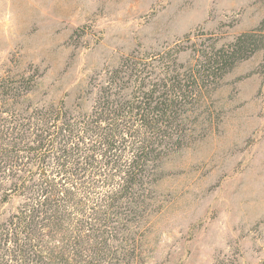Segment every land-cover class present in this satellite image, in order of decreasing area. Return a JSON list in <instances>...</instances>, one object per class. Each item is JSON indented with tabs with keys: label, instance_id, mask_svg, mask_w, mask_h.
Here are the masks:
<instances>
[{
	"label": "rangeland",
	"instance_id": "obj_1",
	"mask_svg": "<svg viewBox=\"0 0 264 264\" xmlns=\"http://www.w3.org/2000/svg\"><path fill=\"white\" fill-rule=\"evenodd\" d=\"M263 17L262 0H0V83L33 78L25 107L89 109L106 78L138 75L169 49L189 62L186 35L220 44ZM212 99L210 127L165 162L146 264L264 261L262 52L236 65ZM16 203H0V223Z\"/></svg>",
	"mask_w": 264,
	"mask_h": 264
},
{
	"label": "trees",
	"instance_id": "obj_2",
	"mask_svg": "<svg viewBox=\"0 0 264 264\" xmlns=\"http://www.w3.org/2000/svg\"><path fill=\"white\" fill-rule=\"evenodd\" d=\"M185 39L189 62L169 49L138 75L106 78L89 109L25 107L34 79L2 80L0 203H17L0 223V264H146L165 162L210 127L224 77L264 60V17L220 44Z\"/></svg>",
	"mask_w": 264,
	"mask_h": 264
}]
</instances>
